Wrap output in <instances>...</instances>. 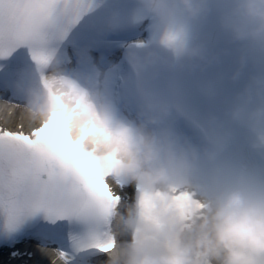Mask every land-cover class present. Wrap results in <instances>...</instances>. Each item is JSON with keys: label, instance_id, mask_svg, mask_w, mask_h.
Returning <instances> with one entry per match:
<instances>
[{"label": "clouds", "instance_id": "1", "mask_svg": "<svg viewBox=\"0 0 264 264\" xmlns=\"http://www.w3.org/2000/svg\"><path fill=\"white\" fill-rule=\"evenodd\" d=\"M143 6L167 30L183 19L186 40L174 55L195 66L218 59L191 32V21L214 17L233 41H251L264 47V0H142ZM140 73L153 74L161 54L148 46L128 54ZM243 63V58L242 61ZM239 75V72L236 73ZM152 114L138 124L113 126L107 110L88 114L71 96L61 109L86 147L102 156L115 157L134 180L146 188H164L190 181L200 166L197 149L170 129L156 130L171 115L164 100L145 93ZM257 112H264V108ZM203 207L186 218L167 212L163 226L141 219L133 206L119 223L130 239L111 250L112 264H264V188L247 180L214 185L202 197ZM139 229L135 232L134 229Z\"/></svg>", "mask_w": 264, "mask_h": 264}, {"label": "bare ground", "instance_id": "2", "mask_svg": "<svg viewBox=\"0 0 264 264\" xmlns=\"http://www.w3.org/2000/svg\"><path fill=\"white\" fill-rule=\"evenodd\" d=\"M2 117H4V123L9 124L12 127H16L18 124H22L24 125V128L30 129L32 126H35L37 123H39V121H37L32 114L23 113L20 110H16L13 114H11V109H0V119ZM39 258H41V256H39Z\"/></svg>", "mask_w": 264, "mask_h": 264}]
</instances>
